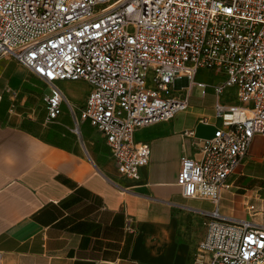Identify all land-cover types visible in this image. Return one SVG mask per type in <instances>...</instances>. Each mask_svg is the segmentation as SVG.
I'll return each mask as SVG.
<instances>
[{"label": "built area", "instance_id": "obj_1", "mask_svg": "<svg viewBox=\"0 0 264 264\" xmlns=\"http://www.w3.org/2000/svg\"><path fill=\"white\" fill-rule=\"evenodd\" d=\"M5 56L50 87L49 121L69 104L59 82L88 83L79 119L103 135L119 173L133 181L151 157L135 132L188 110L194 88L211 90L220 125L207 141L187 133L201 159L183 157L177 179L186 198L216 206L192 264H264V225L221 213L235 189L230 177L264 137V0H0ZM205 71L225 78L198 82ZM227 89L236 90L235 104L220 103Z\"/></svg>", "mask_w": 264, "mask_h": 264}, {"label": "crops", "instance_id": "obj_2", "mask_svg": "<svg viewBox=\"0 0 264 264\" xmlns=\"http://www.w3.org/2000/svg\"><path fill=\"white\" fill-rule=\"evenodd\" d=\"M77 82L58 83L69 104L49 121L50 87L12 57L0 59V264H192L216 206L186 198L177 179L183 157L201 159L187 133L207 141L220 125L217 98L194 88L188 110L138 129L134 139L150 145L151 157L133 181L119 173L103 135L79 119L91 87L84 82L89 90L76 96ZM248 154L243 167L264 160L259 150ZM242 190L226 193L221 213L264 225L246 213V193L236 216Z\"/></svg>", "mask_w": 264, "mask_h": 264}, {"label": "rangeland", "instance_id": "obj_3", "mask_svg": "<svg viewBox=\"0 0 264 264\" xmlns=\"http://www.w3.org/2000/svg\"><path fill=\"white\" fill-rule=\"evenodd\" d=\"M205 76L200 73L198 77V82L207 83V84H217L224 80L223 74H214L211 71H205ZM207 77V78H206ZM76 96H83L87 90H89V86L84 82H77L76 84ZM148 87H153V80L152 77L149 76L148 78ZM172 94L179 95V91L172 90ZM201 89H196L195 95L200 94ZM51 94V91H49ZM235 89H227L225 94L221 97V104L228 105V104H235ZM256 150H259L260 154L264 157V138L260 137L254 141V144L251 143L250 152L254 154ZM249 155V154H248ZM248 157V156H247ZM247 159V158H246ZM249 173L251 178L244 179V185L246 191H240L235 200H236V216L240 217L243 215L244 207L242 205V194L246 193L247 196H250L249 204H246L245 207L250 206V216L253 218H258L264 221V160L252 161L245 165V167H241L238 173ZM253 178V179H252ZM238 184H235V186ZM242 187V186H241ZM250 190V191H249ZM249 191V192H248ZM248 201V198L245 199ZM248 213V211H246ZM256 213V214H255Z\"/></svg>", "mask_w": 264, "mask_h": 264}, {"label": "trees", "instance_id": "obj_4", "mask_svg": "<svg viewBox=\"0 0 264 264\" xmlns=\"http://www.w3.org/2000/svg\"><path fill=\"white\" fill-rule=\"evenodd\" d=\"M244 179H245V178H243L241 181L237 182V184H238L239 187L242 186L241 189H242V188H243V189L246 188L245 185L243 184V183H244ZM262 186H264V185L262 184ZM242 191H243V190H242ZM244 191H245V190H244Z\"/></svg>", "mask_w": 264, "mask_h": 264}]
</instances>
